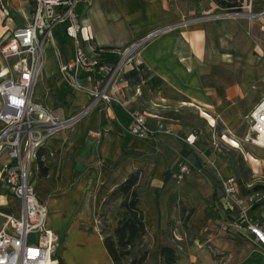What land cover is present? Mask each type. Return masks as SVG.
Segmentation results:
<instances>
[{
	"label": "crops",
	"instance_id": "crops-1",
	"mask_svg": "<svg viewBox=\"0 0 264 264\" xmlns=\"http://www.w3.org/2000/svg\"><path fill=\"white\" fill-rule=\"evenodd\" d=\"M236 1H250L255 13L264 10V0ZM225 11L216 0L77 4L78 23L92 36L83 42L90 57L113 62L118 50L161 32L124 66V87L116 95L122 105L100 101L72 127L49 138L39 150L48 169L45 177L38 176L37 159L31 165L28 181L38 186L40 194L33 187L35 196L45 205L52 230H66L62 254L69 264H113L102 242L98 213L109 192L135 170L140 171L138 207L149 238L146 264H160L163 246L175 250L174 264H264V248L248 233L220 184V178L231 175L229 157L209 136L217 122L222 129L218 137L235 136L264 95V25L259 18L212 16ZM19 26L10 15L0 32ZM64 26L52 28L32 89V99L60 119L80 113L92 99L87 91L92 83L83 74L74 77L59 69L73 56ZM6 38L4 34L0 44ZM6 64L0 57V82L8 77ZM138 65L139 81L132 83L124 74ZM132 112L143 113L150 127L161 122L170 132L132 136ZM198 121L203 124L196 125ZM190 135L193 144L186 141ZM254 145L245 156L251 179L236 178L241 197L260 195L248 216L264 227V145ZM6 160L0 152V213L18 217L20 202L1 172ZM180 164L190 171L177 180ZM3 222L0 216V228Z\"/></svg>",
	"mask_w": 264,
	"mask_h": 264
},
{
	"label": "built area",
	"instance_id": "built-area-1",
	"mask_svg": "<svg viewBox=\"0 0 264 264\" xmlns=\"http://www.w3.org/2000/svg\"><path fill=\"white\" fill-rule=\"evenodd\" d=\"M80 2L90 4V0H32L31 14L24 25L12 29L4 27L0 32V39L7 35L0 44V57L6 62L15 59L5 69L8 77L0 82V152L7 155L1 172L10 194L21 205L18 217L0 213L4 218L0 228V264H56L57 236L46 226V207L38 201L28 181L31 165L49 138L72 127L98 102L113 101L122 105L116 95L121 94L124 87L121 76L124 66L131 64L136 52L161 32L154 31L118 50L117 60L113 62L90 57L83 48V42L89 41L92 36L85 26L78 23L76 13ZM10 15L8 1L0 0V28L4 21L10 20ZM212 16L259 18L264 25V10L252 12L250 1L241 3L238 11L226 10ZM59 23H65V34L73 41V56L60 65V71L70 72L74 77L83 74L92 83L87 90L92 97L90 103L80 113L65 119L57 118L32 99L44 44L50 38L52 28ZM76 87L83 89L78 84ZM129 116L131 122L128 131L134 137L148 138L157 132H170V128L161 122H157L154 128L150 127L143 113L132 112ZM248 123L250 139L255 144L264 145V95L249 112ZM88 134L95 138L100 136L96 131H88ZM194 140L192 135L186 138L190 144ZM189 171L186 165L180 164L176 179L180 180ZM220 184L225 198L237 207L248 233L264 248V227L248 216L250 207L260 195L254 193L241 197L237 178L232 175L220 178Z\"/></svg>",
	"mask_w": 264,
	"mask_h": 264
},
{
	"label": "trees",
	"instance_id": "trees-1",
	"mask_svg": "<svg viewBox=\"0 0 264 264\" xmlns=\"http://www.w3.org/2000/svg\"><path fill=\"white\" fill-rule=\"evenodd\" d=\"M217 3L228 11H238L239 5L236 0H216ZM141 65L133 67L124 75L132 83L139 81V70ZM38 176L45 177L48 169L43 166L41 153L37 155ZM140 178V171L135 170L127 175V177L116 187H114L107 195L104 203L107 201L119 200L117 219L112 235H102L104 248L113 264H121L124 258H128L127 264H146L148 255V247L142 244L147 238V231L144 223V215L138 207V193L136 185ZM182 211H185L182 208ZM142 246L136 253H133L135 245ZM160 264H174L177 254L170 246H163L159 250Z\"/></svg>",
	"mask_w": 264,
	"mask_h": 264
},
{
	"label": "rangeland",
	"instance_id": "rangeland-1",
	"mask_svg": "<svg viewBox=\"0 0 264 264\" xmlns=\"http://www.w3.org/2000/svg\"><path fill=\"white\" fill-rule=\"evenodd\" d=\"M9 8L11 10V15L13 16L14 22L19 25H23L27 18H29L31 14L32 0H7ZM29 13V15H28ZM15 59H10L8 61L7 69L11 66ZM6 75V74H5ZM6 79V78H5ZM208 121L213 122L210 117H207ZM195 121V120H193ZM203 123L198 121L196 125H202ZM222 132L221 125L217 122L214 123L213 131L209 132V136L213 138L214 144L217 148L220 149V153L227 155L229 161L232 165L231 167V175L238 177L244 181H248L251 179L252 169L248 162V157L245 159V156L252 154V149L256 146L255 143L250 139L251 132L249 129L248 123V115L244 119L241 128L235 134V136L226 135V136H217ZM215 133V134H214ZM252 159V158H251ZM34 189L36 188V192L39 193L38 186L33 184ZM118 203L119 200L115 201H107L103 203L100 212L98 213V227L99 231H103V235H112L113 228L116 224V213L118 212ZM173 211V208H170ZM50 215L46 214V226L52 230L50 221L48 218ZM66 224V223H64ZM66 226V225H65ZM57 236L58 245L54 254L56 264H69V260L63 256V244L66 238V230L57 229L53 231ZM149 238L147 237L142 246L148 247ZM142 246H138L137 244L133 248V253L136 254ZM129 261L128 258H124L121 264H127Z\"/></svg>",
	"mask_w": 264,
	"mask_h": 264
}]
</instances>
